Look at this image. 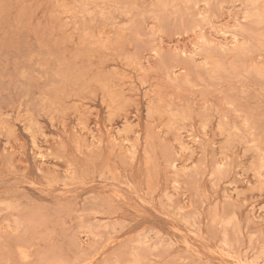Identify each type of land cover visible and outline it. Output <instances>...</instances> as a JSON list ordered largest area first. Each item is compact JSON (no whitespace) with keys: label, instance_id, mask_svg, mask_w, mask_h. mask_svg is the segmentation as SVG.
I'll use <instances>...</instances> for the list:
<instances>
[{"label":"rangeland","instance_id":"1","mask_svg":"<svg viewBox=\"0 0 264 264\" xmlns=\"http://www.w3.org/2000/svg\"><path fill=\"white\" fill-rule=\"evenodd\" d=\"M233 263L264 264V0H0V264Z\"/></svg>","mask_w":264,"mask_h":264},{"label":"bare ground","instance_id":"2","mask_svg":"<svg viewBox=\"0 0 264 264\" xmlns=\"http://www.w3.org/2000/svg\"><path fill=\"white\" fill-rule=\"evenodd\" d=\"M261 8H262V7H261ZM259 24H260V23H259ZM260 36H261V35H260ZM238 41H239V40H238ZM225 49H226V48H225ZM236 261H237V260H236ZM231 263H232V262H231ZM234 263H235V262H234ZM234 263H233V264H234ZM237 264H238V263H237Z\"/></svg>","mask_w":264,"mask_h":264}]
</instances>
